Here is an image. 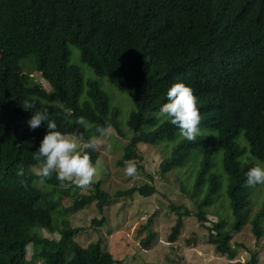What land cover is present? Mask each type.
I'll list each match as a JSON object with an SVG mask.
<instances>
[{
  "label": "trees",
  "instance_id": "trees-1",
  "mask_svg": "<svg viewBox=\"0 0 264 264\" xmlns=\"http://www.w3.org/2000/svg\"><path fill=\"white\" fill-rule=\"evenodd\" d=\"M70 46L78 49L77 60L131 96L135 110L128 126L133 136L117 161L119 167L134 159L142 168L140 144L166 143L169 148L167 144L177 140L179 128L156 113L167 102L173 83L194 90L203 133L193 142L181 140L159 170L165 176L185 167L191 155H202L191 192L198 211L172 206L177 221L169 242L180 237L185 216L207 221V209L222 189L214 155H223L233 222L220 218L206 227L207 244L234 261L238 254L233 234L250 221L251 191L259 186H245L246 173L256 163L242 157L264 163V0H0V264H120L101 240L81 247L75 238L83 229L72 227L67 218L93 203L103 214L113 198L155 192L146 185L113 197L99 182L85 195L68 182L64 188L50 184L49 178L42 187L36 185L40 177L33 170L38 167L33 154L46 135L47 121L31 129L27 121L33 112L47 110L62 133L80 129L77 119L84 116L86 139L105 122L121 132L119 111L112 110L97 80L84 81L81 68L71 63ZM29 103L32 109L26 107ZM89 154L96 166L99 151ZM20 168L23 176L17 175ZM66 199L72 200L67 206ZM93 222L101 226L104 219ZM263 222L264 204L251 221L258 240L264 238ZM152 224L153 217L143 229V249L157 240ZM43 231L60 238L49 239ZM258 258L253 253L247 263L230 264H257Z\"/></svg>",
  "mask_w": 264,
  "mask_h": 264
},
{
  "label": "rangeland",
  "instance_id": "rangeland-1",
  "mask_svg": "<svg viewBox=\"0 0 264 264\" xmlns=\"http://www.w3.org/2000/svg\"><path fill=\"white\" fill-rule=\"evenodd\" d=\"M70 51L73 53L71 63L77 64L81 68L84 81L97 80L108 95L112 110L119 111L118 122L121 131L114 128L115 134L107 138V143L98 150L99 159L95 166L97 174L94 181L86 189L77 188L79 193L90 195L95 190V184L99 182H101V188L113 197L117 192L137 189L146 185L155 189L154 194L150 196H143L134 191L129 196L113 198L103 214L99 212L96 203H93L86 209L70 216L67 219L72 227L83 229L75 241L81 247H87L90 243L101 240L103 249L111 253L120 264H230L238 261L247 263L251 260L253 253L259 254L257 264H264V238L258 240L251 225L253 217L264 204V185L252 189L250 221L240 233L234 232L233 234L232 245L237 247L238 254L236 259L231 261L227 256L218 254L213 246L207 244L208 231L206 227H211L212 223L217 222L220 218H224L228 223L233 222V216L228 207L229 200L226 196L228 178L222 166L223 155H214L216 163L214 172L220 176L222 189L216 198V203L207 209V221L203 224L194 215L185 216L180 237L175 243L169 242V235L177 221V214L172 210V206H183L194 213L198 211L195 209V201L191 198V192L200 170L202 155L197 153L191 155L185 167L175 169L163 176L159 170L160 163L171 156L173 148L184 138L179 134L176 141L167 144L169 148L164 146L166 143L140 144L138 152L142 155V160L138 163L142 168L138 169V178L127 177L124 174V168L119 167L117 161L124 155V149L133 136V131L128 126L130 115L135 110L131 96L129 93L120 92L108 78L97 76L87 65L77 60L79 51L76 47L70 46ZM27 61L24 60L21 63L22 66H26ZM28 69L37 82L47 90L50 89L48 83L33 67ZM85 98L86 94L84 93L82 101ZM87 127L81 126L79 129L84 133V136ZM201 133L203 132L200 131ZM240 143L242 146L246 144L245 142ZM214 146L221 154L222 151L217 142ZM242 160L264 164L253 159L250 155H244ZM36 169L37 167L33 170L36 172ZM39 179L37 178L35 183L42 187L38 183ZM49 182L50 184L59 183L56 173L49 177ZM69 186L75 188L71 183ZM71 202L72 200L66 199L64 204L67 206ZM152 217V229L158 234V237L150 249H143L140 243L145 236L143 229ZM102 219H104V223L101 226L93 222ZM42 234L49 239L59 240L60 238L58 234H49L46 231H43ZM31 254L32 248L29 246L28 260L31 259Z\"/></svg>",
  "mask_w": 264,
  "mask_h": 264
},
{
  "label": "clouds",
  "instance_id": "clouds-1",
  "mask_svg": "<svg viewBox=\"0 0 264 264\" xmlns=\"http://www.w3.org/2000/svg\"><path fill=\"white\" fill-rule=\"evenodd\" d=\"M28 109L34 107L29 103ZM67 115H72L71 109H66ZM158 119L170 118L172 125L177 126L180 135L187 141L193 142L200 134L201 114L198 107V98L194 90L182 82L173 83L167 91V102L162 105L158 113ZM47 121L46 135L33 159L37 162V175L40 177L38 183L44 185L46 179L56 173V179L61 188L71 183L81 190L90 187L97 174L90 151H98L102 145L107 143V138L115 134L111 123L96 128V134L85 139L84 133L77 129L75 132L62 133L58 130L57 123L50 120L47 110L35 111L31 119L27 121L33 130L39 128ZM77 124L87 127L84 116L77 119ZM110 147V146H109ZM124 174L130 178H138V165L134 159L124 161ZM18 176L24 175V169L17 171ZM247 187L264 185V164L257 163L246 173Z\"/></svg>",
  "mask_w": 264,
  "mask_h": 264
}]
</instances>
